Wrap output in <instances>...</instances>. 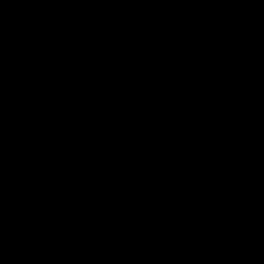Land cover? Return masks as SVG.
<instances>
[{"label": "water", "instance_id": "1", "mask_svg": "<svg viewBox=\"0 0 264 264\" xmlns=\"http://www.w3.org/2000/svg\"><path fill=\"white\" fill-rule=\"evenodd\" d=\"M0 264H264V0H0Z\"/></svg>", "mask_w": 264, "mask_h": 264}]
</instances>
